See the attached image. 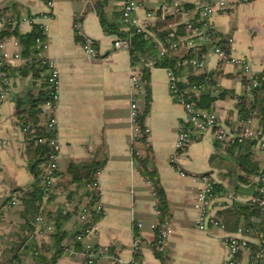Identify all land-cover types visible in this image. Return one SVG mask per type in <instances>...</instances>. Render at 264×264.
<instances>
[{
  "label": "crops",
  "instance_id": "0c3cea01",
  "mask_svg": "<svg viewBox=\"0 0 264 264\" xmlns=\"http://www.w3.org/2000/svg\"><path fill=\"white\" fill-rule=\"evenodd\" d=\"M100 1L55 0L50 10L44 0H0V9L7 8L8 15H18L21 20L33 17L37 24L48 27L44 57L60 71V100L55 116L59 124L61 176L57 180L55 200L46 206V214L68 205L64 192L69 185L66 171L70 163L96 161L100 165L99 202L105 214L99 222L98 232L85 238L76 251H63L56 264H85L81 252L88 245L109 249L110 255L100 258L99 264H113L115 258H121L125 264H163L154 253L156 232L153 226L159 223L154 187L135 165V151L148 158L150 168L157 170L169 203L167 222L172 235L165 248L167 261L164 264H222L228 259L227 233L212 226L201 231L197 226L196 203L204 186L203 178L209 177L221 186L227 207L235 202L246 203L252 197L236 194L239 185L236 178H224L218 170L211 168L213 155L230 157L210 133L194 137L186 153L176 165L172 164L177 135L186 122L185 108L170 93L166 69L156 67L153 61L135 63L129 51L115 49L114 43L119 39L114 32L116 28L122 32L130 30L121 20L124 1L110 0L104 4L106 26L97 13ZM138 1L140 7L135 17L141 21L146 19L147 12H158L161 7L160 0ZM177 1L182 13L171 15L173 18L168 25L156 33L174 32L180 25L188 26L186 35L179 37V47L171 51L181 59L198 45L192 40L190 28L197 17L195 6L213 0ZM76 17H82L85 35L96 41L99 55L95 58L85 54L83 38L75 34ZM212 24L223 40H233V57L245 59L253 74L264 72V0L233 1L227 10L213 16ZM19 30L22 34L29 33L32 25L23 23ZM21 54L22 48L15 38L5 40L0 60L10 69L12 89L4 99L0 98V209L33 182L21 125L31 98L40 92L42 80L19 71L26 64ZM144 67L150 70V105L143 120L147 135L146 143H135L136 133L130 118L131 75ZM189 74L212 76L218 86L215 97L224 93V98L217 99L211 110L227 130L231 133H241L247 127L262 130L259 118L252 116L246 120L241 114L238 104L239 98L245 95V84L237 68L231 63H222L211 47L205 56V66ZM187 78V75L183 76L184 81ZM143 87L142 112L146 101L145 85ZM253 153L260 168L264 169V150L255 145ZM179 170L185 175L182 176ZM225 209L216 208L215 213L218 215ZM47 226L46 216L29 226L18 205L6 211L0 223V264H13L18 258L30 264H46L38 263L31 248L25 249V246L32 241L39 246H51ZM78 230L79 221L74 217L65 227L62 245L69 246ZM136 235L142 240L137 263L132 251ZM53 253L47 251L44 255L50 259Z\"/></svg>",
  "mask_w": 264,
  "mask_h": 264
},
{
  "label": "trees",
  "instance_id": "16d2710c",
  "mask_svg": "<svg viewBox=\"0 0 264 264\" xmlns=\"http://www.w3.org/2000/svg\"><path fill=\"white\" fill-rule=\"evenodd\" d=\"M108 1L110 0H101L97 6V13L101 18L102 24L105 26L106 23L103 6ZM185 7L190 8V6ZM7 12V8H1L0 18L7 16ZM160 13L161 12L158 11L157 15H160ZM13 16L17 22L20 21L21 18L18 15ZM172 18V16H168L165 22L157 20L153 25H150L147 29L148 38H146L145 33H139L138 30L133 27H129L130 30L127 32L119 31L118 28H116L114 32L118 34L119 39L131 41L130 54L135 55V57H132L135 63L153 61L156 67L173 72L177 77L182 79L179 86L181 90L185 92V101L192 103L198 109L212 112L211 108L214 102L219 98H224V93L218 94L215 97V90L218 86L212 76L191 75L189 73H192L194 68L190 66H181L180 63L184 58L202 60V58L208 53L210 47L212 50L217 46L229 52L227 49L228 41L223 40L215 32L214 37L215 39H219V41L198 44L189 49L184 58L179 59L171 54L172 49H170V43L174 42L180 44L179 37H184L186 35L188 26L180 25L174 32L160 31L159 33H156L157 30L159 31L160 29L165 28ZM197 21L198 16L191 25L192 29L201 27ZM10 38H15L18 41L22 48L21 56L26 61L25 66L19 71L31 73L35 80H42L40 92L37 97L31 98L27 116L21 125L23 130L30 124L28 131L24 133L26 139L25 156L29 172L33 177V182L30 186L22 190L15 200L17 205L21 208V214L29 226H32L33 222L38 221L39 218L44 219L46 216L47 227H52V231L50 232L51 246L46 244L39 246L36 242L32 241L29 245L25 246V249L31 248L33 256L38 263L56 264L63 251L70 247H73L74 251L79 249L81 242L77 241V237L83 233L88 225H90V223L86 224L80 220V217L83 214L81 206L83 205L84 197L79 199V206L74 209L69 207V202L75 198L79 191L83 190L87 184L94 182L96 174L100 170V165L96 161L70 163L66 171L69 176V185L64 192L68 198V205L59 207L54 213L46 214V206L55 200V192L58 189L57 180L61 176L60 170L55 173L56 182L49 190L50 192H48L44 176L45 170L49 165L52 147L48 140H46L48 136L42 125V107L50 100L48 83L49 75L48 67L44 65L39 58V54L43 50L44 45H47V36L44 35L41 24H33L32 30L26 34L20 32L17 24L10 25L7 30L0 33V41ZM192 40L195 39L193 38ZM2 69L8 74L10 79V69L7 66H4ZM140 72L143 76V83L145 85L146 101L145 108L143 112H141L138 122L143 132V137L140 142L146 143L144 138L147 133H145L146 129L144 128L143 120L150 105V70L147 67H144ZM186 75L188 78L184 81L183 76ZM256 78L258 80V87L253 89L251 94L245 92V95L239 98L238 106L244 119L247 120L252 116L259 118L260 124L262 125V130L260 132L264 135V72L257 74ZM2 83L3 80L0 77V84L2 85ZM216 143L221 147H224L230 158L213 155L210 159L211 168L218 170L224 178H236L239 183L236 187V194H244L252 197V199L246 203L235 202L233 205L220 212L218 217L221 224L225 227V231L229 234H236L241 228L249 230L251 237L250 247L255 254L260 251V245L256 241L257 234H264V209L261 208L257 202L253 201L259 197L261 183H259L258 178L264 177V169L260 168L259 163L254 158L253 147L257 145V143L253 140H245L242 143H234L230 145H224L219 141H216ZM136 160L140 173L153 184L155 198L157 200L156 207L159 214V223L167 222L169 203L165 191L160 184L158 172L155 168H150L148 158L137 156ZM254 179L256 180L255 182ZM240 184H243L244 186L241 187ZM72 186L74 188L69 190L68 188ZM215 190L217 193H224L218 183L215 184ZM83 196L92 197V202L88 206L90 220L94 224L99 222L100 216L96 213V204L100 201V193L95 192L91 194L85 192ZM11 201L12 200L6 202V205H4L3 208ZM74 217L78 218L79 230L74 236L73 242L65 247L62 245L66 237L65 227L68 221ZM47 251L54 252L50 259H47L44 255ZM83 251L84 249L82 252ZM154 253L163 264L166 263L167 258L165 253L160 252L157 242L154 243ZM238 258H242V255L239 254ZM19 261L24 260L18 258L13 264Z\"/></svg>",
  "mask_w": 264,
  "mask_h": 264
},
{
  "label": "built area",
  "instance_id": "2783aa9c",
  "mask_svg": "<svg viewBox=\"0 0 264 264\" xmlns=\"http://www.w3.org/2000/svg\"><path fill=\"white\" fill-rule=\"evenodd\" d=\"M55 0H44L47 7L52 10ZM237 3H249L251 0H213L205 1L202 4L195 6L194 11L198 16V23L201 27L192 29L191 32L193 35L194 42L198 44H207L219 41L215 39L214 33L216 32L213 24L212 18L219 11H225L229 8L231 2ZM161 7L160 15H157V12H147L146 19L144 21L139 20L135 17V13L140 7V2L138 0H126L123 3L122 7V22L124 26L133 27L138 30L139 33H145L146 38H148L147 32L148 27L152 25V22L160 20L162 22L166 21L168 16L173 14L182 13L181 4L177 0H160ZM48 18V16H44ZM35 18L28 17L25 19H20L19 22L15 20L13 15H7L0 18V33L4 30H7L10 25H17L20 27L21 24L27 23L36 24ZM43 27L44 35L47 36L48 27L41 24ZM73 28L75 34L78 37L83 38V50L85 54L90 58H95L99 55L97 49L96 41L85 35L83 31V21L82 17H76L73 23ZM227 49L229 52L221 49L220 47L215 46L211 51L219 58L222 63H231L233 64L240 76L244 80L245 92L251 94L252 90L258 87V80L256 74H253L251 65L243 58H235L231 54V46L233 43L232 39L227 40ZM5 40L0 41V51L4 49ZM170 49L175 50L179 47V44L171 42ZM191 44V43H190ZM115 49H125L130 52L131 50V41L118 39L114 43ZM47 45H44L43 50L39 54V58L42 60L43 64L48 67V83H49V96L50 100L42 107V125L45 128L46 134L50 146L52 147V154L50 156L49 165L45 170V180L48 187V192L56 182L55 173L60 170V157H61V144L58 139V130L59 124L55 116V111L58 107L60 100L59 94V78L60 71L59 69L48 59L44 57V51L46 50ZM165 51V50H164ZM135 57V55H131ZM17 57H21L20 55ZM181 66L193 67L194 70H201L205 66V56L202 60L198 59H182ZM5 65L3 60H0V77L3 80L1 85V99H4L11 92V81L8 74L2 69ZM169 74V88L170 93L179 103H181L186 111V122L179 130L177 139L175 142L174 153L171 156L172 164L176 165L177 161L186 153L188 150L193 138L199 135L206 133L212 134L216 141L223 143L224 145H230L234 143H242L245 140L256 141L257 145L264 150V135L262 132L253 130L250 127L245 128L241 134L231 133L224 126L221 125L219 117L211 111H206L196 108L192 103L185 101L183 92L179 86V83L182 81L180 77H177L173 72L168 71ZM131 86L133 90V96L131 98V122L135 130L134 142L138 143L143 137V132L139 125V117L141 115V94L143 92V76L141 72H133L131 75ZM1 117V110H0ZM30 127V124L24 128L23 133L27 132ZM147 133V130L145 131ZM139 156V152H134V163L137 165L136 157ZM180 174L184 176V172L181 170ZM204 186L197 196L196 208L199 212L198 218V229L201 231L207 230L209 226L220 228L225 231V227L221 224V221L218 215L215 213L216 208L225 209L227 206L225 204V194L220 192L217 193L215 190L216 181L209 177H204ZM261 186L259 188V197L254 199V202H257L258 205L264 209V177L258 178ZM100 182H99V172L96 174V178L93 183L87 184L86 187L79 191L77 196L70 200L69 207L71 209L76 208L78 205L79 199L83 198V205L81 206L83 214L80 217L81 222L89 224L87 228L77 237L78 242H82L85 238L97 234L99 229V222L103 219L105 211L98 202L96 204V213L100 216V221L97 223H92L90 220V213L88 211V206L92 202L91 196H83L85 192L91 194L99 192ZM46 201V200H45ZM17 206L16 200H12L7 206L0 210V223L5 217L6 211ZM38 220H41L39 218ZM138 227H141V224H137ZM153 229L156 232V242L159 247L160 252H165L167 242L172 235V230L168 222L158 223L153 226ZM48 232L52 231V227L47 228ZM226 232V231H225ZM227 233V232H226ZM250 232L249 230H244L243 228L239 229L236 234L227 233L226 246L228 249V259L222 264H264V234H257L256 241L260 245V251L253 253L250 247ZM142 249V240L139 235H136L132 244V251L135 255V263L138 261V256ZM69 252H74L73 247L67 249ZM241 254L242 258H238V255ZM85 260V264H99V259L104 256H109L110 251L106 249H97L94 246L84 247V251L81 252ZM15 264H29L24 261L16 262ZM113 264H125L124 260L121 258H115Z\"/></svg>",
  "mask_w": 264,
  "mask_h": 264
}]
</instances>
